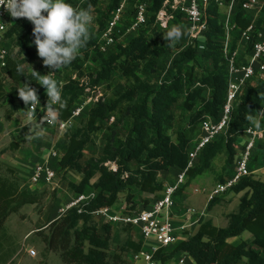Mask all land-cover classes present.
Here are the masks:
<instances>
[{
  "label": "trees",
  "instance_id": "trees-1",
  "mask_svg": "<svg viewBox=\"0 0 264 264\" xmlns=\"http://www.w3.org/2000/svg\"><path fill=\"white\" fill-rule=\"evenodd\" d=\"M151 1L149 9L153 15L150 21L156 22L157 13L166 0ZM120 2L112 0V12ZM244 2H239L235 15V24L242 30L252 24L243 9ZM98 3L99 0H84L79 8L91 5L92 9ZM183 23H187V20L178 13L167 28L158 24L156 26L168 30L171 25ZM208 23L209 29L203 36L206 38L203 55L211 58L212 70H204L199 66L196 60L199 39L193 40L182 53L184 59L193 60V65L178 63L174 72L158 81L157 85L156 80L163 73L171 52L156 48L146 36L140 35L127 46L121 47L118 54L103 59L97 78L88 85L73 76L63 85L62 95L67 108L62 110L61 121L71 118L73 106L88 94L87 86L95 87L100 80H106L110 97L91 107L89 117L81 121L76 131L65 132L68 147L60 159V171L72 170L82 176L77 185L69 182L75 192L82 194L87 186L93 185L98 194L85 203L67 209L60 218L47 223L44 229L37 232L45 247L44 254H57L63 264H133L129 256L138 253L143 242L135 239L132 226L121 224L124 238L120 244H115L114 225L104 222L96 212L103 207L112 208L122 194L125 213L138 212L140 203H143V208L147 207L150 200L140 198L137 201L136 192L158 195L164 191L160 173L171 167L180 170L186 168L188 150L201 133V122L208 116H220L227 90V66L222 57L221 40L226 30L220 18L219 6L215 3L208 8ZM105 24L101 23V30ZM32 28L33 25L27 20L11 25L7 39L12 44L25 36H33ZM97 46L98 39L91 38L87 47L82 49L85 54L83 63L99 48ZM252 46L253 43L249 48ZM23 61L22 58L10 57L3 71L14 83L23 86L24 82H28L35 88L36 81L32 73L24 68ZM81 63L82 58L79 56L62 68L78 71L81 70ZM18 65L23 75L17 74ZM114 72L122 75V81L117 84L111 83ZM16 89L12 90L18 97ZM36 89L39 96L45 91L43 87ZM0 90L3 91L1 78ZM263 100L264 78L249 83L243 90L228 134L202 151L198 165L189 172V177L204 173L219 155L224 154L227 164L235 161L240 130L250 122L246 116L256 117L262 109ZM181 101L192 115L189 127L174 136L170 127L177 122L174 110ZM23 106L24 103L19 104L17 109ZM101 130L104 131L102 151L82 163L87 144ZM25 133L27 131L22 136ZM20 148L21 144L12 142L6 150L17 152ZM108 162H116L118 170L110 169L106 165ZM25 184L26 180L15 169L0 164V264L12 262L19 249L7 231L6 222L10 216L20 213L28 205H36L41 212L43 201L48 197L47 191L30 193ZM233 192L244 193L237 209L226 215V226L216 225L212 220L202 217L197 231L181 242L176 251L191 256L195 264H264V181L245 179ZM219 199L210 202L209 209ZM245 232L250 234L247 239L242 238ZM236 238H241V242L234 243ZM157 257L166 263L172 259V254L159 253Z\"/></svg>",
  "mask_w": 264,
  "mask_h": 264
},
{
  "label": "built area",
  "instance_id": "built-area-1",
  "mask_svg": "<svg viewBox=\"0 0 264 264\" xmlns=\"http://www.w3.org/2000/svg\"><path fill=\"white\" fill-rule=\"evenodd\" d=\"M236 1L230 0H166L163 7L157 13L156 24L162 28H167L173 22L176 14L181 13L187 20L189 35L192 40H198L204 36L209 29L208 8L210 4L215 3L219 7L225 3L228 4V15L221 21L225 27V33L222 36V57L227 66V90L226 99L222 105L221 113L218 118L208 116L201 122V133L192 143L188 150V165L180 170L175 180L165 186L161 197L156 198L147 207L141 208L133 214H116L110 207H103L96 212L104 222L111 225L129 224L134 230L138 229L143 242L142 248L138 253L131 254V260L134 263L143 264H166L158 258V254H165L166 248L178 244L180 235L186 231L190 232L193 225H197L199 219L205 214L204 211H198L194 207L181 206L180 212L182 223L178 224L175 217L172 216L177 201L176 196L183 190L188 182L189 172L197 167L199 157L202 151L211 143L227 135L234 115L236 106L243 90L252 82L254 78H264V26L258 30L252 23L247 29H240L235 24ZM129 0H121L119 6L113 10L105 26L100 31L98 46L102 52H106L110 47L117 44L125 35L135 32L150 22L152 12L147 2H138L133 10L132 16L126 14ZM264 2L260 0H245L243 9L252 11L258 9L262 12ZM26 19H13L3 8H0V70H4L11 57V43L7 39L9 27ZM238 29L245 41L253 43L248 47V58L245 61H239V50L233 45V32ZM77 74L73 76L77 79ZM89 83L85 84L88 85ZM88 94L73 106L72 116L66 121L67 124L61 127L59 123L46 126L61 131L67 130L73 119L81 117L86 108L96 106L100 101H104L105 96L97 90V87H88ZM38 109V106H37ZM37 119L44 115V110L38 115ZM264 110V100L262 109ZM240 137L246 139L241 147V153L235 161L233 173L226 177L222 182L216 183L212 187H203L196 189V193L206 196L207 205L221 198L239 185L243 180L255 175L254 165L260 153L264 156V128H257L253 122H249L240 130ZM53 158H58L59 154L54 151ZM106 165L113 171L118 170L116 162H108ZM57 170L51 164L50 158L45 163L34 166L29 174V183L54 185L57 178ZM89 201L81 194L74 199L63 213L71 207ZM198 219H194L195 217ZM180 217V216H179ZM189 255L183 253L181 257L172 264H187Z\"/></svg>",
  "mask_w": 264,
  "mask_h": 264
},
{
  "label": "rangeland",
  "instance_id": "rangeland-1",
  "mask_svg": "<svg viewBox=\"0 0 264 264\" xmlns=\"http://www.w3.org/2000/svg\"><path fill=\"white\" fill-rule=\"evenodd\" d=\"M225 1L229 2L230 0ZM240 1L241 0H237L235 3L236 11H238V4ZM260 1L264 2V0ZM66 2L72 4L74 7L79 8V6L84 2V0H66ZM138 2H147L150 5L152 1L129 0L126 10L127 16H132L134 7ZM111 6L112 0H99L97 7L91 9L94 17V21L90 29L91 38H99L98 36L101 31V23L104 22L105 24L106 21L109 19L112 12V10L110 9ZM228 9L229 6L226 3L223 6L219 7L220 18H226V16L228 15ZM246 13L247 17L249 16L250 20H253V23L257 24L258 30L264 26V21H262L259 25L257 23L258 19H253L254 15H258L259 17L264 16L263 9L262 12H258V9H254L252 11H247ZM181 26L186 30L187 34L182 38L180 42H178L172 48H169L167 46L166 41L163 39V33L167 31V29L161 30L156 26V22L150 21L149 24L142 27L141 29L125 35V37L119 40L116 45L110 47L106 52L101 51L100 53L102 55L100 53H97V51H100L99 48L93 51L90 57L86 58L85 63H83V59H85V54L81 50L80 54L77 56H80L82 58L81 70H78V72L77 70L75 71L73 69L61 68L55 71L54 78L57 81H62L64 85L69 79H71L72 76L77 74V80L80 81L82 84L92 82L95 78H97V73L99 72V70L102 69L103 59L105 60L114 54H118L121 47L127 46L133 39L139 37L140 35H143L146 36L156 48H165L171 52L168 62L164 67L163 73L158 76L156 80V84L158 85V81L166 77L170 72H174V67L178 66V63L184 64L185 66L193 65V60L188 58L184 59L182 55V53L189 47V45L192 44L193 40L189 35V28L187 23H183L181 24ZM33 41V36H25L13 42L11 44V57L22 58L24 60V68L27 70L28 73H32V69L40 72L42 75H45L50 71H54L53 69H50L43 65L42 59L39 58L37 55L36 47ZM205 41V37L202 36L199 38V42L205 43ZM199 42L197 43L198 53L196 55V60L199 66L204 70H212L213 62L211 58H207L203 55L206 43L200 44ZM201 73H204V71H202ZM0 78L3 83V91L0 90V164H3L5 166L16 165L18 166V168H20L19 164L17 163L18 161L16 160L20 158H22L21 160H23L25 157H31L32 153L34 155L40 154L42 152L41 149L44 146L45 142H48L49 140L55 138V136L49 133L48 130L54 131L55 128L49 129L44 124L41 138L32 140L31 142H27L24 139V136H22V133L28 131V128L25 127V125L29 122L27 112L30 109L25 108V106H23V108L17 109L19 104H23V101L16 97V95L14 94V90H12L13 88L22 87V85H18L12 80H10L3 70H0ZM256 79L258 78H254L252 82ZM120 81H122V75L114 72L112 74L111 83L117 84ZM108 84V81L102 79L98 82V84L95 85V87H97V90L104 94L105 98L110 97V90L108 89ZM40 87L42 86L36 82L35 88ZM39 100L40 105H38V115L41 114L43 110L45 111L44 106L47 102V96L45 94V91L39 96ZM174 113L177 117V122L170 127V132L174 136H176L178 132H180L181 130H185L189 127L192 112L189 111L184 106L183 101H181L176 106ZM103 132L104 131L101 130L93 135V141L88 143L84 150V157L82 159V163H85L86 160L100 153L99 149L102 146ZM245 141L246 139L244 137L239 138V146L237 149L238 153L236 155L235 161H237L241 153V146L245 143ZM12 142H18L19 144H21V148L19 151L14 152L11 150H6ZM50 150L51 149L45 150L43 157H47L51 153ZM56 152L60 153L61 149L57 148ZM260 155L261 153L258 157H261ZM235 161L233 163L227 164L224 154L219 155L214 159L212 166L206 169L204 173L194 177H189L187 184L180 192V194H178L182 195L184 200L182 198V200H179L178 195L176 196L177 203L174 209L172 210V216L175 217L176 220H179L180 207L186 205L188 207H194L198 209V211H204V219H210L216 225L219 226H226V215L231 211L237 209L240 202V198L244 192L237 194L236 192L232 191L227 195L221 197L219 199V202H217L214 207L209 209V206L207 205L206 196L200 193H196L195 190L203 187H212L216 183L222 182L226 177L230 176L233 173ZM58 164L59 162L57 161V163H55L54 165L58 167ZM200 166L201 165L199 164L198 167ZM57 167H55L56 170ZM31 168L25 169L23 171L30 174L32 170ZM20 174L24 176L26 182L29 183V175H27L26 173ZM57 174L58 175L53 186L49 185L50 187L47 186L44 189L42 187V191L48 192V197L43 201L41 212L35 206H27L22 209L20 213L12 214L6 222L7 231H9V233L13 236L15 242H17V244L19 245L18 252L12 259V262L8 264H63L57 254L53 252L45 253L46 255L44 254L45 247L37 233L38 231L44 229L47 223L52 220H55L60 214H62V208H64L66 205V192L71 193L72 190L70 188L69 182L76 184L75 182H80L81 180V176H79V174L77 175L74 172L61 173L60 171H58ZM251 178L262 180V178H259L256 175H253ZM57 183L60 184V188L57 187ZM162 194L163 193L161 192L155 197H153L152 201H154L156 198L161 197ZM136 196L138 200L140 198H143L142 193L139 192H136ZM123 201L124 200L122 198V202ZM142 206L143 203H140L139 208H143ZM121 210L122 209L119 208L118 212H121ZM122 238H124V236L121 233V226L119 228V225H117L114 231V243L120 244L122 242ZM129 258L131 260V254Z\"/></svg>",
  "mask_w": 264,
  "mask_h": 264
},
{
  "label": "clouds",
  "instance_id": "clouds-1",
  "mask_svg": "<svg viewBox=\"0 0 264 264\" xmlns=\"http://www.w3.org/2000/svg\"><path fill=\"white\" fill-rule=\"evenodd\" d=\"M88 8H77L66 0H0V8H3L14 20L26 19L32 25L37 55L42 59L43 65L54 71L41 75L32 69L34 80L41 85L47 96L44 106V115L37 119L36 108L40 105L38 90L24 82L18 87V98L23 101L27 112L28 128L24 139L27 142L41 138L43 125H55L59 123L64 127L67 122L61 121L62 110L67 108V102L63 98V82L54 78L55 71L71 64L81 50L87 47L91 38V26L94 17ZM187 34L186 30L179 24L171 25L163 33V39L169 48L174 47ZM18 75H23L21 66H17ZM264 116V110L259 112ZM246 119L253 122L257 128L260 121L247 115Z\"/></svg>",
  "mask_w": 264,
  "mask_h": 264
},
{
  "label": "crops",
  "instance_id": "crops-1",
  "mask_svg": "<svg viewBox=\"0 0 264 264\" xmlns=\"http://www.w3.org/2000/svg\"><path fill=\"white\" fill-rule=\"evenodd\" d=\"M248 18H249V16H248ZM255 18L258 19V22L257 23L259 25L261 23L260 22L261 20L264 21V16L259 17L258 15H254L253 19H255ZM251 22L253 23V20H251ZM254 26H256V29H257V27H258L257 24H254ZM199 43L200 44H205V43H202V42H199ZM233 45H234V48H236V49L239 50V54H240L239 61H245L248 58V51H249L248 50V47H249V44L245 41V39L241 35V32L238 29H236L233 32ZM257 80L258 79L254 80L253 82H256ZM37 112H38V109H37ZM89 114H90V108H86L85 111H84V113H83V115L81 117H78V118H75V119L72 120V122L69 124L67 130L76 131L78 129L79 124L81 123V121L83 119L88 118L89 117ZM256 118H258V120L260 121V127H263L264 128V116H260L259 113H258L256 115ZM48 128L49 129H54V128H50V127H48ZM67 130H64V131H61V130H58V129H55L54 131L53 130H48V132L51 133L53 136H55V138H53L52 140H49L48 142H45L44 146L41 149L42 152L40 154L34 155L32 153L31 157H25L23 160H21L22 158L17 159L16 161H18L17 163L19 164L20 168H18V166H16V165H8V166L11 167V168H13V169H15L19 173L20 177L23 178L24 180H26L24 178V176H22L20 173H26L27 175H29V174L27 172H24L23 170L30 169L31 167H34L37 164L45 163L48 158H50L52 165H54L55 163H57V161L60 162V159H61L60 156L62 157V155L66 152L67 147H68V143H67V140H66V137H65V132ZM53 140H55V141H53ZM57 140H58V142H57ZM103 146H104V141L102 139V146L99 149L100 152L102 151ZM238 146H239V144L237 142V144H236V150L238 149ZM57 148H60L61 149V152L60 153L58 152V154H60V156L58 158H53L52 154H53L54 151L57 150ZM47 149H51L50 150L51 153L47 157L46 156L43 157V154H44L45 150H47ZM237 153H238V150H237ZM260 156L261 157H258V159L256 161V164L254 165V172H255V175L257 177H259V178H262V181H263V179H264V156H263L262 153H261ZM54 166L57 167L56 165H54ZM58 169H60V165L59 164H58L57 170ZM58 171H60V170H58ZM60 172L61 173H63V172L71 173V172H74V171L67 170V171H60ZM179 172H180V168L171 167L169 170L162 171L160 173V178H161V180L164 181V185L166 186L167 184H169V183H171L172 181L175 180V178L179 174ZM80 179L82 180V176H81ZM81 180H80V182H81ZM80 182L77 181L75 183L76 184H79ZM47 186L50 187V186H53V185H50L49 186V185L44 184V183H41V184H32V183H28V182H26V184H25V188L30 193H39V192L42 191V187L44 189ZM92 186L91 185L90 186H87V188L85 189V191L82 193V194H84L88 198V200H91V199L95 198L97 196V194H98V191L94 187H92ZM57 187L58 188L61 187L59 183H57ZM73 192L74 191H72V190H71V193L70 192H66V194H67V195H65L66 205H65L64 208H62V214H60L56 219L60 218L64 214L63 213V210L65 208H67L69 206V204L74 199H76L79 195H81L80 193H77V192H74L73 193ZM139 193H141V192H139ZM162 193H163V191H162ZM142 196H143V198L149 199L150 201H152V198L155 197L156 195L142 193ZM122 198L124 200V194L120 195V199L112 207L113 212L116 213V214H122V213L125 212V207L126 206H125V202L124 201L122 202ZM178 198H179V200L181 198L184 200V198L182 197V195H178ZM137 201H138V198H137ZM28 206H35L36 207V205H28ZM25 207H27V206H25ZM119 208L122 209L121 212H118L119 211ZM202 217H204V215ZM181 218H182V216H181V212H180V219L177 220L178 224H181L182 223V219ZM194 219L196 220V219H198V217L196 216ZM200 219H199V221H200ZM52 221H54V220H52ZM52 221H50V222H52ZM116 226L117 225H114V231H115V227ZM120 226L121 225H119V228H120ZM198 227H199V223L197 225H193L191 227V229H190V232L189 231H186L185 233H183V234L180 235V241H179L178 244H175L173 246H169V247L166 248V252L165 253L166 254H172V259L169 260V261H167L166 264H172L173 262L177 261L181 257V255L183 254V252L176 251L177 250V247L180 245L181 242L185 241L190 234L195 233L197 231ZM133 235H134L135 239L141 240V235H140V232H139L138 229L134 230ZM249 237H250V234L248 232H245L243 234V236H242V238H244V239H247ZM233 242L236 243V244L237 243H240L241 242V238H236V239H234ZM174 258H176V259H174ZM134 264H143V263L139 262V263H134ZM187 264H195V261L193 260V258L191 256L188 257Z\"/></svg>",
  "mask_w": 264,
  "mask_h": 264
}]
</instances>
